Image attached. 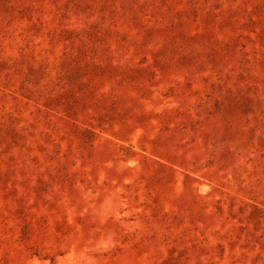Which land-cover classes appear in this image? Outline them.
<instances>
[{
    "label": "rangeland",
    "instance_id": "1",
    "mask_svg": "<svg viewBox=\"0 0 264 264\" xmlns=\"http://www.w3.org/2000/svg\"><path fill=\"white\" fill-rule=\"evenodd\" d=\"M0 264H264V0H0Z\"/></svg>",
    "mask_w": 264,
    "mask_h": 264
}]
</instances>
